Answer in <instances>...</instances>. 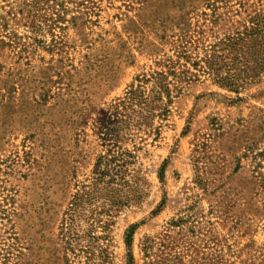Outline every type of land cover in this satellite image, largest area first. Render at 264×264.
<instances>
[{"label":"rangeland","instance_id":"rangeland-1","mask_svg":"<svg viewBox=\"0 0 264 264\" xmlns=\"http://www.w3.org/2000/svg\"><path fill=\"white\" fill-rule=\"evenodd\" d=\"M0 264H264V0H0Z\"/></svg>","mask_w":264,"mask_h":264},{"label":"trees","instance_id":"trees-1","mask_svg":"<svg viewBox=\"0 0 264 264\" xmlns=\"http://www.w3.org/2000/svg\"><path fill=\"white\" fill-rule=\"evenodd\" d=\"M140 83L137 84L135 88H131L127 91L123 100L118 102L115 105L117 109L120 106H126L127 103L137 105L141 111V117L143 120L148 119L149 117H154L155 115L165 116L168 112L167 103L170 102V88L168 86V82L166 81L167 75L162 72H153L149 77L143 75L141 78H137ZM217 80L222 83L224 80L229 83L230 86H233L235 89L239 87V81L234 80L233 77L228 78L226 80L225 77L219 76ZM151 83V88L148 91L144 88V84ZM148 92V93H147ZM164 100V101H163ZM150 105V106H149ZM118 108V109H119ZM149 108L157 110V114H152L149 112ZM122 159L126 156L131 157V154L127 151L122 153ZM111 162L107 156H100L97 162V177H103L105 175L104 167L106 163ZM122 166V164H118V166ZM115 180V179H114ZM130 242V236L126 238V244L128 245Z\"/></svg>","mask_w":264,"mask_h":264}]
</instances>
